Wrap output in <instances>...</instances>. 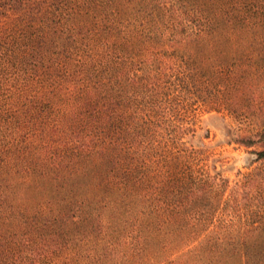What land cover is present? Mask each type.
Listing matches in <instances>:
<instances>
[{"label":"trees","instance_id":"obj_1","mask_svg":"<svg viewBox=\"0 0 264 264\" xmlns=\"http://www.w3.org/2000/svg\"><path fill=\"white\" fill-rule=\"evenodd\" d=\"M0 264H264V0H0Z\"/></svg>","mask_w":264,"mask_h":264},{"label":"rangeland","instance_id":"obj_2","mask_svg":"<svg viewBox=\"0 0 264 264\" xmlns=\"http://www.w3.org/2000/svg\"><path fill=\"white\" fill-rule=\"evenodd\" d=\"M193 132L186 135L185 141L195 147L206 149L207 165L216 166L223 170L230 180L236 179L237 171L248 173L258 163H253L254 148H246L234 142L229 143L227 136L231 131L236 132V123L229 117L197 110L192 118ZM175 250H170L173 252Z\"/></svg>","mask_w":264,"mask_h":264}]
</instances>
